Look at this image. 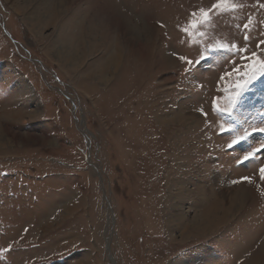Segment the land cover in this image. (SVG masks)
<instances>
[{
  "label": "rangeland",
  "instance_id": "374dc122",
  "mask_svg": "<svg viewBox=\"0 0 264 264\" xmlns=\"http://www.w3.org/2000/svg\"><path fill=\"white\" fill-rule=\"evenodd\" d=\"M262 62L264 0H0V264H264Z\"/></svg>",
  "mask_w": 264,
  "mask_h": 264
},
{
  "label": "snow or ice",
  "instance_id": "6c2138e0",
  "mask_svg": "<svg viewBox=\"0 0 264 264\" xmlns=\"http://www.w3.org/2000/svg\"><path fill=\"white\" fill-rule=\"evenodd\" d=\"M219 2H220V3H227L228 0H219ZM205 15H207V13H205ZM233 47H234V46H233ZM254 55H255V54H254ZM180 59H181V60H185V57H180ZM187 63H188V64H192L193 61L188 60ZM262 64H264V62H262ZM261 75H264V72H262ZM253 79H255V77H253ZM247 83H249V82H245V85H243V86H242V85H237V87H238L240 90L236 93V98H237V99H234V100L232 101V104H233V105H235V104L238 102L239 97L242 96L243 91L246 89ZM214 106H215V103H214ZM260 131H264V129H260ZM248 134H249V133H247V131H245V135H244V136H239L237 139H233L232 144H230L229 147H232V145L237 144V143H239L240 141L244 140L245 137H246ZM256 151H257V152H259V151H264V145H262L261 148L257 149ZM253 155H255V153H249L248 155H245L243 159L246 161V160H248V159H249L251 156H253ZM260 172H261V173H264V168L260 169ZM262 178H264V177H262ZM242 179H243V180H249L250 178H249V177H243ZM234 183H236V181H234Z\"/></svg>",
  "mask_w": 264,
  "mask_h": 264
},
{
  "label": "bare ground",
  "instance_id": "6f19581e",
  "mask_svg": "<svg viewBox=\"0 0 264 264\" xmlns=\"http://www.w3.org/2000/svg\"><path fill=\"white\" fill-rule=\"evenodd\" d=\"M73 52V51H72ZM71 53V52H70ZM72 54V53H71ZM66 55V54H65ZM67 57H68V55H66ZM70 56H72V55H70ZM69 58V57H68ZM72 60V59H71ZM74 60V59H73ZM119 57H118V55H113L112 57H111V61H112V64L113 63H118L119 61ZM100 73H102V72H100ZM106 73H107V71H104L103 72V75L105 74L106 75ZM105 78V77H104Z\"/></svg>",
  "mask_w": 264,
  "mask_h": 264
}]
</instances>
